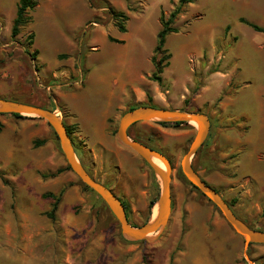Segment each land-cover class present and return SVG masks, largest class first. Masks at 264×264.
<instances>
[{
    "label": "rangeland",
    "instance_id": "1",
    "mask_svg": "<svg viewBox=\"0 0 264 264\" xmlns=\"http://www.w3.org/2000/svg\"><path fill=\"white\" fill-rule=\"evenodd\" d=\"M19 1L0 0V98L54 109L77 126L80 162L123 201L130 224L153 217L161 182L117 131L131 107L152 104L209 116L193 166L228 203L237 200L240 219L264 231V34L239 21L264 28V0L189 4L166 40L172 57L163 86L151 80L154 51L161 17L168 20L179 0H37L33 23L14 39ZM111 9L128 17L126 33ZM24 117L0 116V264H264V245L246 248L183 175L194 123L150 121L131 130L132 139L144 137L172 160L174 171L168 225L130 241L72 171L48 122ZM61 194L52 221L50 195Z\"/></svg>",
    "mask_w": 264,
    "mask_h": 264
},
{
    "label": "water",
    "instance_id": "2",
    "mask_svg": "<svg viewBox=\"0 0 264 264\" xmlns=\"http://www.w3.org/2000/svg\"><path fill=\"white\" fill-rule=\"evenodd\" d=\"M13 114L32 116L48 122L60 141L62 151L72 171L85 186L97 193L104 201L118 220L123 237L130 241L147 240L150 236L160 233L168 225L172 214L171 183L174 168L166 155L144 143L132 139L129 136V129L135 124L150 121L189 124L196 122L198 124L197 134L181 162L183 175L193 188L203 194L219 210L232 229L244 238L246 248H249L250 245H264V231L252 229L240 219L224 197L209 185L193 166V158L203 147L211 131V120L208 115L200 112L143 106L133 109L121 117L117 131L120 141L145 160L161 182V194L158 202L155 204V206H158L157 217L153 220L151 216L144 225L134 227L130 224L124 204L119 197L103 183L97 181L80 162L73 140L67 131L64 120L59 117L58 112L28 103L0 98V115ZM154 160L164 163L166 169L160 168Z\"/></svg>",
    "mask_w": 264,
    "mask_h": 264
},
{
    "label": "trees",
    "instance_id": "3",
    "mask_svg": "<svg viewBox=\"0 0 264 264\" xmlns=\"http://www.w3.org/2000/svg\"><path fill=\"white\" fill-rule=\"evenodd\" d=\"M196 0H179V5L178 7L171 13L170 17L168 20H165L164 16L162 15L161 17V24H162V29L161 31L159 32V41H158V44L155 48V51H154V57H153V63L156 67V72L152 75L151 77V80L153 81H156L158 82L161 86H163V78L160 76L161 74L164 73V69L165 67H168L169 66V62H167L166 64L164 63L165 61H168L171 59V54L168 53L167 49H165V45H166V40H167V37L170 35V34H173V33H177L178 32V29L176 27H174L173 25L175 24V22L178 20V18L184 14L185 12V9L186 7L191 4V3H194ZM38 5V1L37 0H20L19 3H18V6H17V13H16V17L14 18L13 20V24H12V37L15 39L17 36L20 35V33L26 29L28 27V25L32 24L33 23V17L31 16V11H33L36 6ZM111 12L113 14V17H114V20L116 21V24L117 26L119 27V30L123 33H126L127 32V29L124 25V22L128 20V17L125 15V13L123 12H116L114 9H111ZM240 23L252 28L254 31L256 32H259V33H263L264 34V28L261 27V26H258L256 25L255 23L245 19V18H240L239 19ZM230 28L228 27V30ZM30 39V44H33V39H34V35H30L29 37ZM111 41L113 42H117V43H122V41H118L116 39H113V38H110ZM158 57H159V60H158ZM165 64V65H164ZM215 72H218L217 70H215ZM7 100H11V101H15V102H21L17 99H13V98H5ZM149 101L151 102V97L149 98ZM25 103V102H23ZM30 104V103H28ZM32 105H36V104H32ZM36 106H39V105H36ZM141 106H146V107H154V108H159L157 106H154L152 104H145V105H140V106H136V107H131L129 109L130 110H133V109H136L138 107H141ZM40 107H43V106H40ZM45 109H48L50 110L49 108H46V107H43ZM51 111H54L51 110ZM182 111H188V112H200L202 113L200 110H197V111H191V110H185L183 109ZM0 116H6V115H0ZM10 116H13V117H16V118H26L22 115H10ZM246 121V120H245ZM64 123L66 125V122L64 120ZM139 124V123H138ZM161 125H167L166 123H160ZM184 123L182 122H178L176 123V125H182ZM188 124V123H186ZM137 124L133 125L130 129H129V135L131 133V130L133 129V127H135ZM67 131L70 135V137L72 138L73 140V134H74V130L77 129V126H67ZM3 128V124L0 122V130ZM248 130V127H245V129L243 130L244 132H246ZM134 140L136 141H139L141 143H144L145 145L151 147L152 149L160 152V153H163L161 150H159L158 148H156L155 146H152L150 143H149V140L145 139L144 137H135ZM74 143V141H73ZM74 146H75V143H74ZM75 150H76V147H75ZM77 152V150H76ZM164 154V153H163ZM165 155V154H164ZM172 165H173V162L172 160H170ZM195 168V167H194ZM67 169H70L69 167ZM196 169V168H195ZM88 171V170H87ZM197 171V169H196ZM63 170H59L56 174H54V176L62 173ZM89 172V171H88ZM198 172V171H197ZM90 173V172H89ZM105 185V184H104ZM106 186V185H105ZM107 187V186H106ZM86 188L88 189V187L86 186ZM108 188V187H107ZM214 188V187H213ZM110 189V188H109ZM92 193H94L96 196L99 197V195L97 193H95L93 190L89 189ZM216 191L219 193V191L216 189ZM114 192V191H113ZM203 195V194H202ZM52 197V199L54 200V203L52 205V210L50 212L47 213L48 217L52 220V221H55L56 220V212L58 211L59 209V205L62 201V196L63 194L61 195H50ZM204 196V195H203ZM118 197V196H117ZM120 199V198H119ZM121 200V199H120ZM122 201V200H121ZM123 202V201H122ZM237 202V200H234L233 201V204H230L229 205L231 207H233V205ZM124 204V203H123ZM155 204V203H154ZM153 204V205H154ZM125 207V205H124ZM152 207V206H150ZM126 210V208H125ZM127 213V212H126ZM236 214V213H235ZM237 215V214H236ZM238 216V215H237ZM128 217V215H127ZM239 217V216H238ZM129 219V218H128ZM130 222V221H129ZM132 226L134 227H137L136 225H133L131 224ZM252 229H255V230H259L257 228H254L252 226H250ZM259 231H263V230H259ZM253 246V245H251Z\"/></svg>",
    "mask_w": 264,
    "mask_h": 264
},
{
    "label": "bare ground",
    "instance_id": "4",
    "mask_svg": "<svg viewBox=\"0 0 264 264\" xmlns=\"http://www.w3.org/2000/svg\"><path fill=\"white\" fill-rule=\"evenodd\" d=\"M192 123H194L196 126H198V124H197L196 122H192ZM154 162H155L160 168H162L163 170L166 169L164 163H162L161 161H159V160H154ZM157 209H158V208H156V209H155V212H153V213H154V215H153V217H152L153 220L157 217V214H158V210H157Z\"/></svg>",
    "mask_w": 264,
    "mask_h": 264
},
{
    "label": "flooded vegetation",
    "instance_id": "5",
    "mask_svg": "<svg viewBox=\"0 0 264 264\" xmlns=\"http://www.w3.org/2000/svg\"><path fill=\"white\" fill-rule=\"evenodd\" d=\"M126 212H127V210H126Z\"/></svg>",
    "mask_w": 264,
    "mask_h": 264
},
{
    "label": "crops",
    "instance_id": "6",
    "mask_svg": "<svg viewBox=\"0 0 264 264\" xmlns=\"http://www.w3.org/2000/svg\"><path fill=\"white\" fill-rule=\"evenodd\" d=\"M141 98V97H140Z\"/></svg>",
    "mask_w": 264,
    "mask_h": 264
}]
</instances>
